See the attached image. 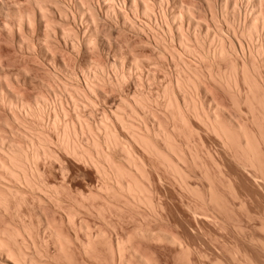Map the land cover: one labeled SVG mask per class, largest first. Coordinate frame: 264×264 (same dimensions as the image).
<instances>
[{
  "label": "bare ground",
  "instance_id": "1",
  "mask_svg": "<svg viewBox=\"0 0 264 264\" xmlns=\"http://www.w3.org/2000/svg\"><path fill=\"white\" fill-rule=\"evenodd\" d=\"M65 1L0 0V34L44 66L41 78L0 55V264H154L110 221L159 208L137 146L188 185L181 164L197 121L239 164L263 166L264 0H244V14L240 0H207L204 19L183 0H100L102 13L94 0ZM130 33L152 57L135 52ZM113 43V60L87 61L80 75L56 53L95 55ZM131 81L135 91L111 98ZM26 83L39 87L30 99ZM100 103L112 106L98 113ZM68 158L94 169L95 189L69 178ZM173 235L140 226L133 236L179 243Z\"/></svg>",
  "mask_w": 264,
  "mask_h": 264
},
{
  "label": "rangeland",
  "instance_id": "2",
  "mask_svg": "<svg viewBox=\"0 0 264 264\" xmlns=\"http://www.w3.org/2000/svg\"><path fill=\"white\" fill-rule=\"evenodd\" d=\"M94 1L99 5L102 13L101 8L104 9V4L100 0ZM119 1H116V5L118 8H122V0ZM183 1L186 5L194 7L201 19L208 17L210 14L207 0ZM221 1L216 0V4L219 5ZM65 2L69 6L73 5V0H66ZM239 3L238 10L243 9L240 12L246 13L248 2L240 0ZM171 5L170 10L173 7ZM143 20L145 19L141 18L137 21L142 24L141 22H145ZM73 25L77 31L84 29V24L81 21H77ZM130 34L127 35V38L130 36L128 39H131V41H128L135 52L137 51L141 55L148 54L152 57L151 48H144L139 44L140 37L134 33ZM0 36L2 37H0L2 39L0 41V46H2L0 55L5 63L9 59L14 62L12 65L16 64L13 66L14 69H16L15 67L28 69L29 67L32 73L34 71L36 75L39 73L38 77H40L39 75H41V78L44 76V66L38 57L32 56L31 58L34 57L35 59H31L27 54L21 53L12 40L9 42L10 39L4 34H0ZM118 37L120 36L113 32V42L122 45L124 39L120 37L122 40H119ZM114 46L115 43L106 47V51L100 54L95 52L94 55L91 52L85 56L79 55L80 57L75 56L69 50V52L58 50L56 53L61 52L58 57L60 61L62 60V63L66 64L67 72L79 73L78 75H80V67L78 66H84L87 61L106 63L111 59L113 60ZM37 68L39 69L37 70ZM149 68L154 69L157 76L161 77L160 79L164 78L162 69H156L153 66ZM164 69L171 71V64L166 62ZM132 83V81L127 83L122 92L115 91L109 95L117 102L122 93L127 94L135 91L134 83L133 85ZM19 87V90L28 99L35 95L39 88L37 85L29 83L21 84ZM153 88L155 89V87ZM224 103L229 105L227 100H224ZM99 105L103 108H99L101 107L99 106L98 113L112 106L105 103ZM193 122H195V125L193 123L194 127L198 129L190 141L193 155L186 150L185 163L181 164L182 169L187 172L186 183L188 185L182 183L164 166L144 153L140 147H136L137 152L148 165L155 202L157 201L156 204L159 208L157 207V213L154 216L146 208H141L139 214L130 210L119 213L110 220L115 228V236L120 238L132 236L133 244L150 256L155 262L154 264H264V148L262 149L263 156L261 158L263 166H243L239 164L233 151L216 134L206 129L201 123ZM251 129H253L252 126ZM193 156H197V158L194 160ZM68 166V174H71L69 178H72L75 184L76 182L80 184L79 187L90 190V188L95 189L99 184V178L91 167H86V165L70 158H68ZM81 172L87 173L89 178H85ZM79 175L83 177L81 178ZM75 176H78L76 177L78 179H73ZM88 181L94 183L89 185ZM88 220L93 222L91 217H88ZM140 226H148L155 232L165 230L167 233H172L179 243H170L159 239L136 238L133 236L134 231ZM114 231L112 232L113 236Z\"/></svg>",
  "mask_w": 264,
  "mask_h": 264
}]
</instances>
